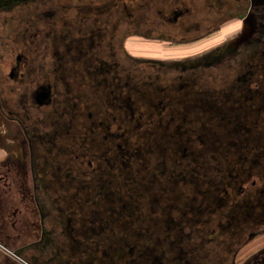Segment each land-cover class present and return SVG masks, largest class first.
Masks as SVG:
<instances>
[{"label":"flooded vegetation","instance_id":"1","mask_svg":"<svg viewBox=\"0 0 264 264\" xmlns=\"http://www.w3.org/2000/svg\"><path fill=\"white\" fill-rule=\"evenodd\" d=\"M0 264H264V0H0Z\"/></svg>","mask_w":264,"mask_h":264},{"label":"rangeland","instance_id":"2","mask_svg":"<svg viewBox=\"0 0 264 264\" xmlns=\"http://www.w3.org/2000/svg\"><path fill=\"white\" fill-rule=\"evenodd\" d=\"M219 46H221V45H219ZM218 45H216V46H214V47H205V48H207V50H205V48H201V50H199V51H197L198 53V55L203 51L204 53L205 52H207L208 50H210V51H215L218 47H219ZM199 47V46H198ZM146 48H150L148 51L146 50ZM214 48V49H213ZM141 49V50H140ZM205 50V51H204ZM150 52V53H154V51L155 52H157V51H159V48H158V46H155V48H154V46H149V45H145V44H142V43H140V42H138V43H136V45H135V49H134V52H135V54H133V57L135 58V61H140V60H142L141 59V57L142 56H148V55H145L144 53H142V52ZM242 260H240V261H238V262H241Z\"/></svg>","mask_w":264,"mask_h":264}]
</instances>
